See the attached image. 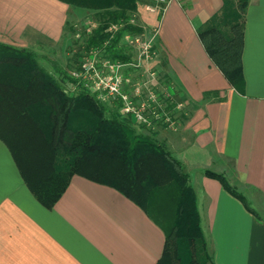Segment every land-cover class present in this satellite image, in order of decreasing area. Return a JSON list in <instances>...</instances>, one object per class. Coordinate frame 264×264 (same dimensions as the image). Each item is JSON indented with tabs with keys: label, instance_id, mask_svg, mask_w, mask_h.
<instances>
[{
	"label": "crops",
	"instance_id": "crops-1",
	"mask_svg": "<svg viewBox=\"0 0 264 264\" xmlns=\"http://www.w3.org/2000/svg\"><path fill=\"white\" fill-rule=\"evenodd\" d=\"M157 1L137 0L133 16L141 28L157 30L158 88L184 107L175 114L177 132L133 123L134 129L181 164L213 263L264 264V0H246L238 87L210 58V38L198 33L236 14L241 0ZM107 6V0H0V43L60 57L77 28ZM46 60L52 71L67 70ZM206 172L222 175L244 203ZM164 241L163 229L135 203L78 175L44 208L0 140V264H156Z\"/></svg>",
	"mask_w": 264,
	"mask_h": 264
},
{
	"label": "trees",
	"instance_id": "trees-1",
	"mask_svg": "<svg viewBox=\"0 0 264 264\" xmlns=\"http://www.w3.org/2000/svg\"><path fill=\"white\" fill-rule=\"evenodd\" d=\"M107 1L108 6L94 15L98 26L90 35H82L76 58L82 56L81 47H101L108 41L102 48L104 57L130 59L122 38L142 32L138 24H128L137 0ZM245 4L246 0L239 2L230 20L227 17L221 25L198 33L202 39L210 38L206 48L210 58L237 87ZM112 5L115 8H109ZM120 23L124 25L117 32L107 33L110 25ZM66 72L61 76L70 86L73 81ZM0 140L25 186L44 208L51 209L71 177L78 175L117 190L163 229L165 241L156 264H214L188 177L165 147L151 136L137 134L116 104H102L82 89L67 93L32 51L3 43ZM206 175L244 203L222 175ZM164 207L170 210L167 219Z\"/></svg>",
	"mask_w": 264,
	"mask_h": 264
},
{
	"label": "built area",
	"instance_id": "built-area-1",
	"mask_svg": "<svg viewBox=\"0 0 264 264\" xmlns=\"http://www.w3.org/2000/svg\"><path fill=\"white\" fill-rule=\"evenodd\" d=\"M164 4L165 0H158ZM154 12L156 8L147 7ZM136 25L135 16L128 22ZM124 24H112L107 33L113 35ZM98 26L94 20H87L77 28L75 39L82 40V35H90ZM80 29V30H79ZM157 30L142 28L139 34H126L122 44L130 54L125 62L113 61L104 57L108 41L101 47L82 48V56L70 71L69 77L74 90H85L102 104L118 106L119 113L134 124L154 130L163 128L176 132L178 121L175 114L184 107L183 103H173L165 89L159 90V77L152 67L157 56L154 40Z\"/></svg>",
	"mask_w": 264,
	"mask_h": 264
},
{
	"label": "rangeland",
	"instance_id": "rangeland-1",
	"mask_svg": "<svg viewBox=\"0 0 264 264\" xmlns=\"http://www.w3.org/2000/svg\"><path fill=\"white\" fill-rule=\"evenodd\" d=\"M92 17H94L95 18V16L93 15ZM80 30V29H79ZM74 39V38H73ZM76 39H74V42L75 43H72L71 44V46H69L68 48H69V50L67 51V52H65L66 54H62L60 57L59 56H57L56 54H54V55H51V56H49V55H47V56H44L45 57V59L46 58H51V60L52 61H58L59 63H57V64H63V65H65V68H67V72L66 73H68V74H70V71L74 68V66L78 63V59L79 58H76V56L78 55L77 53H78V51L80 50V48H79V45L80 44H82V41L83 40H79V39H77L76 41H75ZM79 56V55H78ZM44 57L43 56H40V57H38L37 56V60H38V63L40 64V66L41 67H43L47 72H49V73H51V75L57 80V82L59 83V84H62L63 85V87L66 89V91H67V93H69V94H73V93H75L76 92V90H74L71 86H68L67 85V83H66V81H65V79L64 78H62V74L64 75V72L63 71H52L51 69H50V67H49V65H48V60H46L45 61V59H44ZM55 62V63H56ZM67 74V75H68ZM159 77V76H158ZM135 126H137V127H140V128H144V129H146V130H148L147 128H145V127H142V126H139V125H136L135 124ZM179 129V128H178ZM149 131V130H148ZM178 131V130H177ZM176 131V132H177ZM149 132H152V130L151 131H149ZM168 199V198H167ZM165 208V207H164ZM165 209H167V208H165ZM169 209V208H168ZM167 209V212L165 211L164 213H166V214H164L165 216V218L167 219V217H169V215H170V210H168ZM209 253V252H208Z\"/></svg>",
	"mask_w": 264,
	"mask_h": 264
}]
</instances>
